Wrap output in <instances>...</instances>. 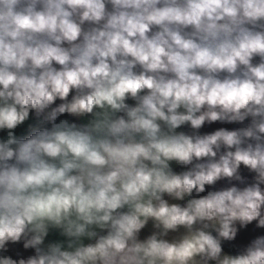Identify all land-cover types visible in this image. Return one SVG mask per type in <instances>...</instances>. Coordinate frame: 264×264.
Listing matches in <instances>:
<instances>
[{"label": "clouds", "instance_id": "1", "mask_svg": "<svg viewBox=\"0 0 264 264\" xmlns=\"http://www.w3.org/2000/svg\"><path fill=\"white\" fill-rule=\"evenodd\" d=\"M0 264H264V0H0Z\"/></svg>", "mask_w": 264, "mask_h": 264}, {"label": "trees", "instance_id": "2", "mask_svg": "<svg viewBox=\"0 0 264 264\" xmlns=\"http://www.w3.org/2000/svg\"><path fill=\"white\" fill-rule=\"evenodd\" d=\"M220 125H212L211 127H206L205 129H203L202 131H212L214 128H216V127H219ZM26 130V129H25ZM175 170H177V171H179V170H181L180 168H179V166H176L175 167ZM253 233H252V231H251V227H250V229H249V231L248 232H245V233H243L242 235H241V240L243 241V240H246L250 235H252Z\"/></svg>", "mask_w": 264, "mask_h": 264}, {"label": "crops", "instance_id": "3", "mask_svg": "<svg viewBox=\"0 0 264 264\" xmlns=\"http://www.w3.org/2000/svg\"><path fill=\"white\" fill-rule=\"evenodd\" d=\"M26 128H27V126H25V129H26ZM22 131H24V130H22ZM176 166H177V165H175V164L173 165L174 168H175ZM145 234H146V233H145Z\"/></svg>", "mask_w": 264, "mask_h": 264}]
</instances>
